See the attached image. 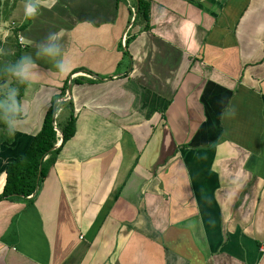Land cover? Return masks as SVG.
Segmentation results:
<instances>
[{
    "label": "crops",
    "instance_id": "1",
    "mask_svg": "<svg viewBox=\"0 0 264 264\" xmlns=\"http://www.w3.org/2000/svg\"><path fill=\"white\" fill-rule=\"evenodd\" d=\"M150 2L128 54L117 0H42L18 24L22 54L64 32L77 120L34 198L0 201V264H264V0ZM67 76L25 87L0 192Z\"/></svg>",
    "mask_w": 264,
    "mask_h": 264
},
{
    "label": "trees",
    "instance_id": "2",
    "mask_svg": "<svg viewBox=\"0 0 264 264\" xmlns=\"http://www.w3.org/2000/svg\"><path fill=\"white\" fill-rule=\"evenodd\" d=\"M121 3H125L128 6L130 13L129 23H132L129 27L130 32L139 26L140 28L137 31L152 29L150 0H117L118 9ZM4 4L5 0H0V19L4 12ZM133 17L134 20H132ZM28 20L29 24L30 19ZM28 24L23 23L14 27V32L17 37H19L20 30L24 29ZM131 33L132 34L128 36L125 41L124 52L126 54H128L127 48L129 47L132 40L136 37L135 32ZM1 45L3 44L0 39V46ZM15 47L16 48L12 55L3 54L0 55V59L2 57L5 58V60L7 59L8 62H11L12 60H9V56L15 60L22 54L23 50H28V46L23 48L19 44V41L16 42ZM69 76L70 75H68L67 78L63 80L62 85L59 86L60 93L56 96H66L70 81ZM83 80L95 82L98 81V78L92 80L91 78H75L73 81L81 83ZM21 87L23 90L19 93V99H21L22 95L25 93V87ZM62 108L63 110L67 111L68 114L61 123L58 120V112L61 111ZM76 120L77 115L75 107L70 99H67L65 103L56 105L55 107L50 103L43 118L40 130L33 136L27 148L6 164V180L3 190L0 192V201L4 199H21L31 195H33L32 198H34L39 186L44 183L49 170L55 164L64 144L75 134ZM58 130L62 133V140L59 146L55 148L56 144L60 141ZM3 137L6 142H10L12 140V138L8 137L7 135H3ZM1 138L2 137H0V139Z\"/></svg>",
    "mask_w": 264,
    "mask_h": 264
},
{
    "label": "clouds",
    "instance_id": "3",
    "mask_svg": "<svg viewBox=\"0 0 264 264\" xmlns=\"http://www.w3.org/2000/svg\"><path fill=\"white\" fill-rule=\"evenodd\" d=\"M42 6H45L42 0H23L24 18L33 20ZM63 34L61 29L49 32L42 41L32 46V51L21 54L11 62L0 64V74L11 77L17 85L26 88L38 86L46 77L61 79L67 76L72 65L63 54L64 50L60 41ZM0 55H3L2 50H0ZM37 60H42L49 65L47 72L39 69ZM67 99V96L49 97L44 103H51L55 107L65 103ZM30 103V101L19 99L17 87L0 90V125H3V130L8 137H13L19 130L20 121L27 116Z\"/></svg>",
    "mask_w": 264,
    "mask_h": 264
},
{
    "label": "rangeland",
    "instance_id": "4",
    "mask_svg": "<svg viewBox=\"0 0 264 264\" xmlns=\"http://www.w3.org/2000/svg\"><path fill=\"white\" fill-rule=\"evenodd\" d=\"M3 15L0 19V39L3 45L0 46V50H2L3 54L12 55L16 42L18 41V37L14 32V27L20 23V21L24 20L23 16V0H5ZM23 19V20H22ZM17 40V41H16ZM20 44V43H19ZM14 60L9 56V60ZM7 60V59H6ZM5 58L0 59V64L8 62ZM0 90L6 89L8 87H17L19 93L23 90L20 85H17L15 81L8 76L0 74ZM27 91H25L26 94ZM65 113L63 111L58 112V120L62 123L64 121ZM6 132L3 130L2 125H0V133Z\"/></svg>",
    "mask_w": 264,
    "mask_h": 264
},
{
    "label": "water",
    "instance_id": "5",
    "mask_svg": "<svg viewBox=\"0 0 264 264\" xmlns=\"http://www.w3.org/2000/svg\"><path fill=\"white\" fill-rule=\"evenodd\" d=\"M132 20H134V17H133V19ZM68 87H71V83H69V86ZM70 91H68V93H69ZM58 132H59V135H60V141L56 144V146H55V148H57L58 146H59V144L61 143V140H62V133L58 130Z\"/></svg>",
    "mask_w": 264,
    "mask_h": 264
},
{
    "label": "built area",
    "instance_id": "6",
    "mask_svg": "<svg viewBox=\"0 0 264 264\" xmlns=\"http://www.w3.org/2000/svg\"><path fill=\"white\" fill-rule=\"evenodd\" d=\"M20 40H22V39H20ZM90 77H91V75H89Z\"/></svg>",
    "mask_w": 264,
    "mask_h": 264
}]
</instances>
